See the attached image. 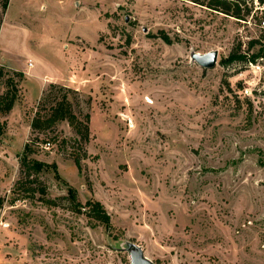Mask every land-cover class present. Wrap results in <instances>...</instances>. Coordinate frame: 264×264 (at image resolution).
Masks as SVG:
<instances>
[{"label":"rangeland","instance_id":"obj_1","mask_svg":"<svg viewBox=\"0 0 264 264\" xmlns=\"http://www.w3.org/2000/svg\"><path fill=\"white\" fill-rule=\"evenodd\" d=\"M249 6L245 21L186 0L10 1L0 93L25 77L0 117V264H131L128 242L155 264H264V55L251 61L264 49H249ZM238 43L248 61L224 66ZM211 50L214 68L192 58ZM50 83L72 89L89 142L67 121L32 129ZM31 138L51 167L25 177ZM70 186L104 204L111 230L68 209Z\"/></svg>","mask_w":264,"mask_h":264},{"label":"trees","instance_id":"obj_2","mask_svg":"<svg viewBox=\"0 0 264 264\" xmlns=\"http://www.w3.org/2000/svg\"><path fill=\"white\" fill-rule=\"evenodd\" d=\"M11 0H1L0 2V28L3 23L4 15L7 12ZM195 5L206 7L210 10L225 14L230 17L237 18L239 20L247 21V18L252 12L249 4L254 0H186ZM264 3V0H259ZM166 42L171 43V39L168 35H163ZM256 44L264 45L260 38H253L249 41V49ZM242 44L238 43L229 54L228 57L222 60L224 66H230L232 64L244 63L247 60V56L241 51ZM263 51V50H261ZM263 53L253 54L252 60L255 61L258 57H263ZM0 75H4V69L0 68ZM25 73L22 70H14L13 75H9L6 80L7 88L3 93H0V117L9 114L17 100L19 99V82L24 79ZM69 92H72L71 88L65 86L50 83L47 90L44 92L41 102L39 103V109L31 122L33 130L36 129H50L55 127L61 121H67L72 126L81 140L85 143L89 142L90 129H89V115H85V120L81 119L74 110V103L69 97ZM48 106L46 108L45 106ZM45 107V108H44ZM5 122L0 119V136L4 134ZM35 143V139L31 138L24 146V150L20 155L21 171L25 174V177H31L37 175L50 166L49 163L42 160H38L32 157L34 150L32 145ZM86 155V154H85ZM75 162L80 166L81 158H75ZM35 181L37 178H34ZM22 182V180L20 181ZM68 200L71 211L82 212L96 223L103 224L108 230L112 229L111 215L105 208L104 204L99 200L89 199L86 203H82L78 200L77 190L74 187H68V194L64 196ZM46 203H55L54 200L45 199ZM4 201L0 198V211L3 208Z\"/></svg>","mask_w":264,"mask_h":264},{"label":"water","instance_id":"obj_3","mask_svg":"<svg viewBox=\"0 0 264 264\" xmlns=\"http://www.w3.org/2000/svg\"><path fill=\"white\" fill-rule=\"evenodd\" d=\"M219 52L211 50L207 53H194L192 58L201 67L205 69L214 68L217 65ZM126 249L129 252L131 264H155L149 257L146 256L143 248L134 242H128Z\"/></svg>","mask_w":264,"mask_h":264},{"label":"built area","instance_id":"obj_4","mask_svg":"<svg viewBox=\"0 0 264 264\" xmlns=\"http://www.w3.org/2000/svg\"><path fill=\"white\" fill-rule=\"evenodd\" d=\"M255 9L254 13L251 16V19L256 18L255 20H258L255 25L259 29V33L255 38H260L263 45H264V3L260 2L259 0H254ZM51 143L47 142V146H49Z\"/></svg>","mask_w":264,"mask_h":264},{"label":"crops","instance_id":"obj_5","mask_svg":"<svg viewBox=\"0 0 264 264\" xmlns=\"http://www.w3.org/2000/svg\"><path fill=\"white\" fill-rule=\"evenodd\" d=\"M7 12H8V10H7ZM7 16H8V13H7L6 17L3 19V23H2L1 28H0V39H1L2 32L4 31L6 24H7ZM11 26L15 29V31L17 33H22V32L26 33V31H24L25 29L20 27L19 25L12 24ZM25 69H27L29 71V68L26 67Z\"/></svg>","mask_w":264,"mask_h":264}]
</instances>
